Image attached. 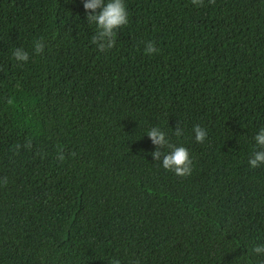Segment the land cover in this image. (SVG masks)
Masks as SVG:
<instances>
[{"label": "trees", "instance_id": "obj_1", "mask_svg": "<svg viewBox=\"0 0 264 264\" xmlns=\"http://www.w3.org/2000/svg\"><path fill=\"white\" fill-rule=\"evenodd\" d=\"M125 3L100 52L81 0H0V264H264V0ZM153 126L190 175L153 160Z\"/></svg>", "mask_w": 264, "mask_h": 264}, {"label": "clouds", "instance_id": "obj_2", "mask_svg": "<svg viewBox=\"0 0 264 264\" xmlns=\"http://www.w3.org/2000/svg\"><path fill=\"white\" fill-rule=\"evenodd\" d=\"M87 23L94 24L96 33L92 42L98 51L106 52L116 45L118 31L129 23V13L125 0H81ZM193 6H199L201 0H192ZM45 44L42 40H34L32 52L39 54L44 50ZM159 49L151 40L145 41L144 53L146 55L156 54ZM12 56L18 63H26L29 60V52L23 47H15ZM176 136L183 134V129L176 126L173 130ZM194 140L203 143L208 135L207 130L196 124L192 128ZM144 134L150 139L154 150L150 153L154 161H159L160 166L170 170L178 176H187L192 172L193 160L189 149L183 145L172 144L167 133L158 126L147 129ZM143 134V135H144ZM255 150L248 158V166L256 168L264 165V127H260L254 137ZM63 159V154L59 156ZM252 252L257 256H264V243L253 245ZM112 264H120L114 259Z\"/></svg>", "mask_w": 264, "mask_h": 264}]
</instances>
